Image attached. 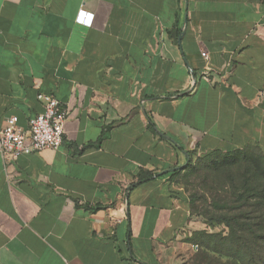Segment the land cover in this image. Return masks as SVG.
Segmentation results:
<instances>
[{
	"label": "crops",
	"instance_id": "obj_1",
	"mask_svg": "<svg viewBox=\"0 0 264 264\" xmlns=\"http://www.w3.org/2000/svg\"><path fill=\"white\" fill-rule=\"evenodd\" d=\"M39 93L63 142L0 153V264H190L208 225L174 173L264 152V0H0V128Z\"/></svg>",
	"mask_w": 264,
	"mask_h": 264
},
{
	"label": "rangeland",
	"instance_id": "obj_2",
	"mask_svg": "<svg viewBox=\"0 0 264 264\" xmlns=\"http://www.w3.org/2000/svg\"><path fill=\"white\" fill-rule=\"evenodd\" d=\"M193 213L209 222L188 236L190 264H264V152L250 145L194 157L173 175Z\"/></svg>",
	"mask_w": 264,
	"mask_h": 264
},
{
	"label": "built area",
	"instance_id": "obj_3",
	"mask_svg": "<svg viewBox=\"0 0 264 264\" xmlns=\"http://www.w3.org/2000/svg\"><path fill=\"white\" fill-rule=\"evenodd\" d=\"M91 19L90 14L82 12L81 21L90 23ZM203 55L209 58L208 53ZM204 77H208V69ZM38 99L43 102V111L32 116L27 126L20 124L18 115H11L0 128V153L5 159L15 160L44 149L56 150L62 145L67 108L52 95L39 93Z\"/></svg>",
	"mask_w": 264,
	"mask_h": 264
},
{
	"label": "trees",
	"instance_id": "obj_4",
	"mask_svg": "<svg viewBox=\"0 0 264 264\" xmlns=\"http://www.w3.org/2000/svg\"><path fill=\"white\" fill-rule=\"evenodd\" d=\"M238 150H240V149H238ZM260 150H261V149H260ZM234 151H237V150H234ZM234 151H228V152H225V153H231V152H234ZM217 153H223V152H221V151H215V152H212V153H210V154H208V155H205V156H209V155L217 154ZM189 154H190V156H191V155L193 156L194 151H190ZM205 156H201V157H205ZM176 173H177V172H176ZM176 173H174V174H176ZM152 177H154V175H153L151 172L145 173L144 175L140 176V179H139V181H138L137 183L142 182V181H144V180H148V179H150V178H152ZM137 183H135V184H137ZM135 184H133L131 187H133ZM131 187H130V188H131ZM191 207H192V206H191ZM206 223L209 225V222L206 221Z\"/></svg>",
	"mask_w": 264,
	"mask_h": 264
}]
</instances>
